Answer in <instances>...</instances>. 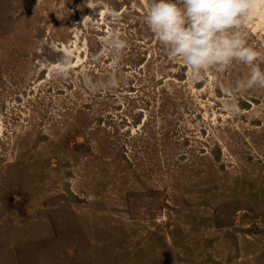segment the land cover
<instances>
[{"label":"rangeland","instance_id":"1","mask_svg":"<svg viewBox=\"0 0 264 264\" xmlns=\"http://www.w3.org/2000/svg\"><path fill=\"white\" fill-rule=\"evenodd\" d=\"M148 6L0 0V264H264V88L195 77ZM243 30L264 52V13Z\"/></svg>","mask_w":264,"mask_h":264},{"label":"clouds","instance_id":"2","mask_svg":"<svg viewBox=\"0 0 264 264\" xmlns=\"http://www.w3.org/2000/svg\"><path fill=\"white\" fill-rule=\"evenodd\" d=\"M148 4L146 25L168 55L179 58L195 77L204 71L228 69L239 63L250 71L235 82L234 92L264 88V68L260 66L264 63V52L249 44L243 30L246 23L264 13V0H148ZM107 15L117 23L122 13L109 9ZM103 44L111 56V66L117 67L128 47L127 40L110 30ZM71 56L68 52L61 61V74L70 69ZM104 86L116 88L119 81L110 77ZM225 108L229 113L239 112L234 99L226 101Z\"/></svg>","mask_w":264,"mask_h":264}]
</instances>
